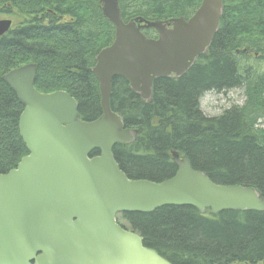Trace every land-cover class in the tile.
<instances>
[{
    "label": "trees",
    "instance_id": "obj_1",
    "mask_svg": "<svg viewBox=\"0 0 264 264\" xmlns=\"http://www.w3.org/2000/svg\"><path fill=\"white\" fill-rule=\"evenodd\" d=\"M125 22L190 18L202 0H118ZM12 29L0 37V173L29 154L20 135L24 104L4 80L11 70L36 64L35 87L68 92L81 120L102 115L99 81L92 68L115 38L102 0H0V20ZM156 37L154 29H144ZM264 0H223L220 28L208 51L180 77L154 81L145 101L123 77L113 80L111 108L132 143L114 155L130 179L161 182L178 171L173 154L214 182L255 188L264 197ZM243 90V105L208 116L202 99L211 92ZM93 155L99 154L96 150ZM118 223L143 238L172 264L264 263V211L202 213L191 205H166L150 213L124 212Z\"/></svg>",
    "mask_w": 264,
    "mask_h": 264
},
{
    "label": "water",
    "instance_id": "obj_2",
    "mask_svg": "<svg viewBox=\"0 0 264 264\" xmlns=\"http://www.w3.org/2000/svg\"><path fill=\"white\" fill-rule=\"evenodd\" d=\"M102 4L115 38L92 68L101 94L98 119L81 120L76 99L66 91H38L36 64L4 76L24 104L19 129L29 154L0 173V264H172L120 225L117 215L166 205L211 214L264 211V197L255 188L218 184L187 156L174 153L177 173L156 182L130 179L114 155L117 144L134 142L137 133L111 108L114 78L127 79L151 101L156 79L184 75L208 51L220 28L223 0H202L190 18L169 21L125 22L118 0ZM12 24L0 20V37ZM144 28L155 29L158 37L149 38Z\"/></svg>",
    "mask_w": 264,
    "mask_h": 264
},
{
    "label": "rangeland",
    "instance_id": "obj_3",
    "mask_svg": "<svg viewBox=\"0 0 264 264\" xmlns=\"http://www.w3.org/2000/svg\"><path fill=\"white\" fill-rule=\"evenodd\" d=\"M262 69L264 70V62L262 63ZM244 101L243 90H232L228 93L211 92L202 99L201 108L208 116H218L224 109L234 105H243ZM260 127L264 129V120L260 122Z\"/></svg>",
    "mask_w": 264,
    "mask_h": 264
}]
</instances>
